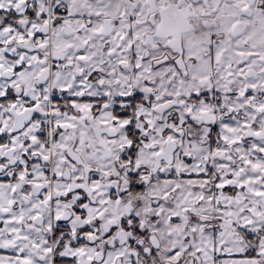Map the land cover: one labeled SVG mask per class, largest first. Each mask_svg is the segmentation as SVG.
I'll return each instance as SVG.
<instances>
[{"label": "snow or ice", "instance_id": "obj_1", "mask_svg": "<svg viewBox=\"0 0 264 264\" xmlns=\"http://www.w3.org/2000/svg\"><path fill=\"white\" fill-rule=\"evenodd\" d=\"M0 264H264V0H0Z\"/></svg>", "mask_w": 264, "mask_h": 264}]
</instances>
